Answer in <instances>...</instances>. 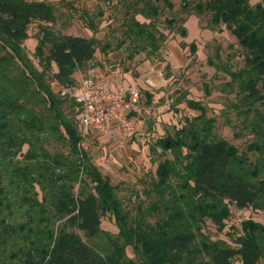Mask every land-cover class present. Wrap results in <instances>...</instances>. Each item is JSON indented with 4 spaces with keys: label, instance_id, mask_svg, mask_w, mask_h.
<instances>
[{
    "label": "trees",
    "instance_id": "trees-1",
    "mask_svg": "<svg viewBox=\"0 0 264 264\" xmlns=\"http://www.w3.org/2000/svg\"><path fill=\"white\" fill-rule=\"evenodd\" d=\"M63 4L77 10L72 1ZM114 7L125 11V38L115 48L107 43L103 53L129 41V59L163 57L170 35L187 37L186 17L205 15L211 25H225L245 53L242 69L223 70L238 83L233 108L252 140L239 150L216 133L217 120L205 107L186 100L200 114L185 117L151 145L157 168L144 181L145 200L132 212L118 186L92 163L81 108L62 94L79 84L77 72L93 67L100 40L56 34L44 25L36 65L24 46L29 27L56 24L58 6L0 0V264H260L264 222L239 223L231 235L235 245L214 240L205 227L222 230L233 207L264 214V0H182L184 14L163 24L159 19L174 10L173 0H117ZM80 17L96 32L90 11ZM102 212L113 215L119 233L94 242L102 233Z\"/></svg>",
    "mask_w": 264,
    "mask_h": 264
},
{
    "label": "rangeland",
    "instance_id": "rangeland-1",
    "mask_svg": "<svg viewBox=\"0 0 264 264\" xmlns=\"http://www.w3.org/2000/svg\"><path fill=\"white\" fill-rule=\"evenodd\" d=\"M49 1L59 8L57 23L48 25L34 22L29 27L30 38L24 43L26 51L36 65L38 59L35 57V49L38 39L43 37L41 27L45 25L56 34L98 38L100 44L92 62L93 66L97 70L100 69L101 73H107L105 74L107 76L108 73L112 74L113 80L118 79L115 78L117 74H129L128 80H119L125 86L130 85L129 81L133 83L132 81L142 73L148 75L155 70L154 87H139L143 95V113L137 119L136 134L129 138L116 127L106 128L93 133L84 142V149L92 163L104 176L111 179L113 185L118 186L119 196L129 210L135 212V207L145 200L144 181L155 174L157 168L155 160H158V156L150 151L151 145L166 133H173L174 128H180L185 117L200 114L189 109L186 100L200 103L206 108L208 117L216 118L215 131L220 137L227 139L241 151L247 148L252 136L243 127L242 118L233 108V104L238 100V83H231V77L223 70L224 66H231L233 71L242 69L245 65V53L225 25L215 27L210 24V17L205 15L186 17L187 37L170 35L163 57L153 56L148 59L145 53H140L129 59L132 51L129 41L120 50L112 49L106 54L103 53L107 43L110 42L112 48H115L118 42L125 38L123 26L125 11L123 8L114 7L117 0ZM63 1L74 2L77 10L73 11L65 7ZM173 1L174 10H165L159 19L160 23L163 24L167 17L177 18L184 14L181 10L182 0ZM261 1L251 0V4L256 5ZM83 10H88L94 15L96 32L89 30L80 17ZM100 12L102 16H95ZM182 42L185 44L184 47H181ZM191 44L197 47L196 52L192 51ZM218 54L221 61L217 59ZM211 62L216 63L220 68L217 70L211 66ZM142 65L143 67L139 68ZM97 70L92 71L87 68L82 71L83 77L91 76L94 72H98ZM53 87L58 91V86L53 84ZM70 90L77 94L80 90L79 84L77 83ZM48 148L54 152L58 146L52 144ZM78 190L79 185L76 186L75 192ZM232 209V217L222 230L208 223L205 232L214 240H227L235 245L231 235L236 233L234 228L239 224L237 219L240 218V213L236 208ZM242 217L244 220L252 218L264 222V214L253 209L246 210ZM101 231L102 233L93 239L94 242H103L104 233L113 235L119 233L115 218L109 212L101 214ZM79 234L88 241L84 233L79 232ZM129 254L132 255L131 249ZM260 264H264V261Z\"/></svg>",
    "mask_w": 264,
    "mask_h": 264
},
{
    "label": "built area",
    "instance_id": "built-area-1",
    "mask_svg": "<svg viewBox=\"0 0 264 264\" xmlns=\"http://www.w3.org/2000/svg\"><path fill=\"white\" fill-rule=\"evenodd\" d=\"M77 94L63 90L80 106L81 127L85 137L101 130L107 124H114L126 137L137 132V119L142 116V94L137 85H114L113 81L101 72L82 77ZM246 211L241 210L237 223L244 220Z\"/></svg>",
    "mask_w": 264,
    "mask_h": 264
},
{
    "label": "crops",
    "instance_id": "crops-1",
    "mask_svg": "<svg viewBox=\"0 0 264 264\" xmlns=\"http://www.w3.org/2000/svg\"><path fill=\"white\" fill-rule=\"evenodd\" d=\"M143 65H147L146 63H143ZM143 65L142 66H139V68L140 67H143ZM90 70H92V71H94V70H97V68L95 67V66H93L92 68H90ZM100 69H98L97 71L98 72H100L99 71ZM145 72V71H144ZM105 74H107V73H105ZM151 74V75H150ZM155 70H154V72L152 71V73H149L148 75L147 74H144V73H142L141 75H139V77L136 79V80H134V81H132L133 83H131V81H129V84L130 85H137L138 87H142V88H150V87H154V85H155V82H156V80H155ZM128 76H129V74H121V75H115V78H118V79H116V80H113L112 78H113V76H112V74H110V73H108V77L111 79V80H113V84L114 85H118V84H121V83H123V82H121V81H125V80H128ZM83 77V72H77L76 74H75V78L77 79V80H79V82H80V80H81V78ZM130 77V76H129ZM121 78V79H120ZM123 79V80H122ZM130 79V78H129ZM119 80H121V81H119ZM155 81V82H154ZM116 126L114 125V124H107L106 126H104V128H102V129H106V128H115ZM117 128V127H116ZM118 129V128H117Z\"/></svg>",
    "mask_w": 264,
    "mask_h": 264
}]
</instances>
